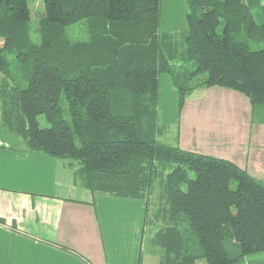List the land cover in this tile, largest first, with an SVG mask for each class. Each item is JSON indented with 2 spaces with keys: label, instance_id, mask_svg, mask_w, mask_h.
<instances>
[{
  "label": "trees",
  "instance_id": "1",
  "mask_svg": "<svg viewBox=\"0 0 264 264\" xmlns=\"http://www.w3.org/2000/svg\"><path fill=\"white\" fill-rule=\"evenodd\" d=\"M185 2L187 29L166 32L161 0H42L40 14L0 0L2 125L27 150L68 161L90 192L144 199L160 264H255L264 179L162 142L158 76L179 108L210 85L264 104V0Z\"/></svg>",
  "mask_w": 264,
  "mask_h": 264
},
{
  "label": "crops",
  "instance_id": "2",
  "mask_svg": "<svg viewBox=\"0 0 264 264\" xmlns=\"http://www.w3.org/2000/svg\"><path fill=\"white\" fill-rule=\"evenodd\" d=\"M187 11L185 0H161L160 30H186ZM158 84L160 118L176 124L177 146L227 159L264 179L263 103L210 85L179 108L170 77L159 74ZM78 186L68 161L27 150L21 135L4 128L0 101V264H160L148 244L154 226L146 237L144 199ZM247 260L264 264V251ZM194 264L208 263L200 257Z\"/></svg>",
  "mask_w": 264,
  "mask_h": 264
},
{
  "label": "rangeland",
  "instance_id": "3",
  "mask_svg": "<svg viewBox=\"0 0 264 264\" xmlns=\"http://www.w3.org/2000/svg\"><path fill=\"white\" fill-rule=\"evenodd\" d=\"M29 5H30L32 11H35L36 13L40 14V12L42 11V7H43L42 0H29ZM72 30H73V28H71V31ZM71 34L73 36H75L74 35V31H72ZM40 122H41L42 126L46 125V122L44 121V119L42 117H40ZM176 129H177L176 124L174 126L170 125L169 128L166 129L167 133L166 134L164 133L165 135L164 134L162 135L161 141L162 142H166L167 144H174L175 145L176 141H174L173 136H174V132L176 131ZM78 187H81V186H78ZM160 192H161V190L159 189V185H158L157 181H155L154 184H153V187L151 189L150 195H149L150 196L149 198L151 199V201H153V199H154V201L156 202V198L158 197ZM91 194H92V192H91ZM80 196H83V194L80 195ZM154 225H157V222L155 223V222H150V220H147V223H146V230H147L146 237L150 236L149 231H150L151 227L154 226ZM257 256L259 257L260 254H257Z\"/></svg>",
  "mask_w": 264,
  "mask_h": 264
}]
</instances>
